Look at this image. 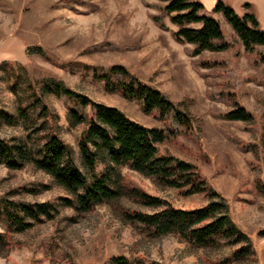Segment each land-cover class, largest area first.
<instances>
[{"label": "rangeland", "instance_id": "374dc122", "mask_svg": "<svg viewBox=\"0 0 264 264\" xmlns=\"http://www.w3.org/2000/svg\"><path fill=\"white\" fill-rule=\"evenodd\" d=\"M165 0H0V109L14 117L0 120V138L17 139L37 146L45 130L32 107L39 82L60 79L69 88L93 101L114 106L145 126L162 122L144 112L134 99L103 88L94 68L120 64L141 81L163 92L193 119L191 133L180 131L176 141L156 143L159 153H169L193 163L206 186L217 193L182 195L126 166L118 168L130 185L161 197L180 208H193L223 199L227 214L244 232L250 253L226 261L240 244L198 247L175 234L148 236L138 225L124 220L118 209L152 212L154 208L121 195L78 213L59 198L68 194L52 178L30 163L8 168L0 163V200L48 201L57 209L51 219L10 232L0 248V264H115L122 255L128 264H264V63L253 62L264 45L246 53L238 41L231 49L203 50L189 56L188 43L171 36L177 25L169 20L175 11L164 12ZM203 13V11H202ZM151 14H161L165 28ZM226 35L234 32L221 13H215ZM196 27L199 23H189ZM222 60L212 67L201 61ZM196 63L203 77L193 67ZM228 92L227 99L217 97ZM215 96V97H214ZM44 102L57 114L56 131L72 148L79 169L77 138L83 124H70L67 112L89 113L70 98L48 94ZM235 106L247 109L248 121L228 120L222 113ZM29 108L26 118L18 109ZM244 146V148H242ZM0 232L4 221L0 215ZM44 242V243H42Z\"/></svg>", "mask_w": 264, "mask_h": 264}, {"label": "trees", "instance_id": "16d2710c", "mask_svg": "<svg viewBox=\"0 0 264 264\" xmlns=\"http://www.w3.org/2000/svg\"><path fill=\"white\" fill-rule=\"evenodd\" d=\"M165 1L162 11L176 12L169 16V20L177 25V29L171 31V36L179 43L192 45L185 48L189 56L199 55L203 50L226 49L237 54L238 50L234 47L238 41L246 53L253 52L256 45H264V30L260 27L254 7L249 3L242 5V13L238 15L223 0H216L208 11L198 0ZM213 12L222 14L233 35L225 34ZM161 16L151 14V19L158 27L165 28ZM192 22L199 25H187ZM252 61L264 63V52L258 51L257 58ZM222 62L209 59L201 61V65L212 67ZM193 67L205 76L195 62ZM93 75L103 81L106 91L134 99L144 112L153 114L163 126H145L117 107L93 101L87 95L69 88L60 79L46 78L39 82L37 97L30 104L39 108L37 115L43 117L41 123L45 128L37 146L30 147L22 140L0 138V163L8 168H22L30 163L48 174L68 194L60 197V202L78 213L91 211L102 202L124 195L136 203L154 208L152 212H143L117 206L124 220L138 225L148 236L175 234L198 247L240 244L227 256L226 261L246 257L251 251L248 236L233 223L223 199L210 200L189 209L176 207L161 197L128 184L118 170L126 166L151 177L158 184L177 189L182 195L201 192L209 197L217 196L206 186L193 163L169 153H159L156 146V143L176 141L177 133L182 130L191 133V116L179 109L163 92L141 81L123 65L94 68ZM227 93L220 90L217 97L227 99ZM48 94L64 95L80 106L89 107L88 114L70 109L66 115L70 124H83L77 147L84 172L79 169L71 146L56 131L57 114L44 102ZM28 109H18L17 115L27 118ZM222 117L248 121L253 115L244 107L235 106L222 113ZM0 120L11 124L14 117L0 109ZM56 212L54 204L48 201L24 202L1 198L0 215L4 221V232H0V248L11 239L10 232L24 231L33 223L53 218ZM110 259L115 264H128L122 255H114Z\"/></svg>", "mask_w": 264, "mask_h": 264}, {"label": "crops", "instance_id": "0c3cea01", "mask_svg": "<svg viewBox=\"0 0 264 264\" xmlns=\"http://www.w3.org/2000/svg\"><path fill=\"white\" fill-rule=\"evenodd\" d=\"M204 10H210L216 0H198ZM225 3L229 4L233 10L235 11V13H237L238 15H240L242 13V5L244 3H249L251 4L254 9H255V13H256V17L258 19V22L260 24V27L264 30V0H223ZM215 13H220V12H213L212 15L215 16Z\"/></svg>", "mask_w": 264, "mask_h": 264}]
</instances>
